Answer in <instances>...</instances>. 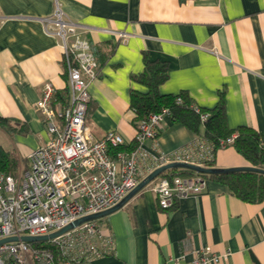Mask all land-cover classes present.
Wrapping results in <instances>:
<instances>
[{
  "label": "crops",
  "instance_id": "1",
  "mask_svg": "<svg viewBox=\"0 0 264 264\" xmlns=\"http://www.w3.org/2000/svg\"><path fill=\"white\" fill-rule=\"evenodd\" d=\"M56 4L85 28L103 58L87 86L93 136L114 130L125 145L132 142L129 90L146 91L132 75L147 58L167 65L160 93L184 92L206 110L220 101L229 128L247 125L264 138V0H0V116L23 128L10 135L0 128V146L19 161L28 163V154L49 137L36 107L43 83L67 87L61 41L43 29ZM202 134L203 127L196 133L166 115L144 148L168 152L196 139L207 142ZM213 163L249 165L231 145L218 148ZM104 222L114 253L95 264H175L179 256L183 263L201 247L229 250L215 264H264V201L246 202L214 180L168 208L159 207L146 186Z\"/></svg>",
  "mask_w": 264,
  "mask_h": 264
},
{
  "label": "built area",
  "instance_id": "2",
  "mask_svg": "<svg viewBox=\"0 0 264 264\" xmlns=\"http://www.w3.org/2000/svg\"><path fill=\"white\" fill-rule=\"evenodd\" d=\"M43 27L46 34L61 41L68 99L65 105L53 107L55 87L49 81L43 83L36 107L49 137L28 154V165L18 175L0 171V239L48 234L81 216L107 209L157 166L173 161L205 165L213 158L211 144L200 139L156 154L144 148L147 138L158 136L168 114L166 109L149 114L139 123L133 146L112 156L109 147L125 143L121 134L110 130L95 137L87 124V86L98 71L85 28L67 18L58 4L43 18ZM233 137L220 140L219 146L230 145ZM205 184L206 179L200 175L176 174L158 175L147 186L156 195L159 207L168 208L179 196L199 194ZM44 244L53 246L58 260ZM113 253L112 234L106 225L93 219L48 240L4 242L0 244V264H95L96 258ZM229 253L201 247L192 250L189 261L181 263L183 258L179 256L175 264H215Z\"/></svg>",
  "mask_w": 264,
  "mask_h": 264
},
{
  "label": "trees",
  "instance_id": "3",
  "mask_svg": "<svg viewBox=\"0 0 264 264\" xmlns=\"http://www.w3.org/2000/svg\"><path fill=\"white\" fill-rule=\"evenodd\" d=\"M91 50L97 59V73H100L102 64L101 52L90 43ZM168 76L167 65L161 60H148L145 58L143 70L132 75V80L146 87L145 92H140L130 88L129 107L134 112L133 123L138 128L141 121L151 113L166 109L168 116L175 122L182 124L198 133L200 126L203 127L202 137L211 144L213 157L215 151L220 148V140L234 134L230 144L243 156L251 166L264 167V138L259 132L250 126L241 125L234 129L228 127L225 114L220 101L212 110H206L193 103L187 94H162L159 86L165 82ZM69 94L68 85L63 89H55L52 99L53 107H61L67 103ZM89 103L86 110L88 117ZM206 114L205 117L203 115ZM0 128L7 134L14 131H21L22 127L13 126L10 120L0 116ZM160 132V130H159ZM158 132V135H159ZM199 137V136H196ZM133 146L121 144L110 146L109 153L114 156L117 151L128 150ZM21 164L26 169L27 161L21 162L9 150L0 146V171L5 174L14 173L15 168ZM205 166H213V158L204 162ZM197 174L184 168H170L160 174V176L172 177L173 175ZM206 180H214L225 185L231 193L246 202L264 201V174L250 171H236L222 174H197ZM105 217L97 219L100 224H104ZM37 244V243H36ZM53 250L55 259L58 260L57 252L52 245L44 244Z\"/></svg>",
  "mask_w": 264,
  "mask_h": 264
},
{
  "label": "water",
  "instance_id": "4",
  "mask_svg": "<svg viewBox=\"0 0 264 264\" xmlns=\"http://www.w3.org/2000/svg\"><path fill=\"white\" fill-rule=\"evenodd\" d=\"M170 168H184L190 171H193L197 174H222V173H230V172H236V171H250V172H257L264 174V167H255L251 165H241V166H227V167H219V166H205V165H198L193 164L189 162L184 161H173L169 162L160 166L155 167L153 170L148 172L144 177H142L138 183L129 190L116 204L113 206L104 209L102 211L87 214L84 216H81L74 221L68 223L67 225L61 227L58 230H55L53 232H50L48 234H42V235H21V236H8L5 238L0 239V244L8 241H15L18 239L24 240V241H44L48 240L52 237H55L72 227L88 220L93 219H99L105 216H108L115 210L121 208L132 196H134L136 193H138L141 189L147 186V184L152 181L155 177L160 175L162 172H164L167 169ZM255 264H260L257 260L254 259Z\"/></svg>",
  "mask_w": 264,
  "mask_h": 264
},
{
  "label": "rangeland",
  "instance_id": "5",
  "mask_svg": "<svg viewBox=\"0 0 264 264\" xmlns=\"http://www.w3.org/2000/svg\"><path fill=\"white\" fill-rule=\"evenodd\" d=\"M11 153L14 154V155L16 156V154L14 153L13 150H11ZM21 168H24V167H23L21 164L18 163V166L15 168L13 175H18L19 170H20Z\"/></svg>",
  "mask_w": 264,
  "mask_h": 264
}]
</instances>
